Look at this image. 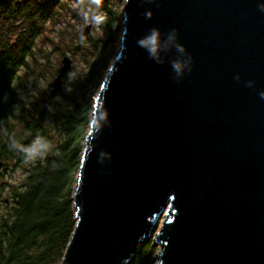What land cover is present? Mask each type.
I'll list each match as a JSON object with an SVG mask.
<instances>
[{
  "label": "water",
  "instance_id": "1",
  "mask_svg": "<svg viewBox=\"0 0 264 264\" xmlns=\"http://www.w3.org/2000/svg\"><path fill=\"white\" fill-rule=\"evenodd\" d=\"M122 17L60 264H127L149 241L156 264H264V0H125Z\"/></svg>",
  "mask_w": 264,
  "mask_h": 264
},
{
  "label": "trees",
  "instance_id": "2",
  "mask_svg": "<svg viewBox=\"0 0 264 264\" xmlns=\"http://www.w3.org/2000/svg\"><path fill=\"white\" fill-rule=\"evenodd\" d=\"M73 1L74 9L68 0H0V159L4 168L11 170L27 164L16 183L0 172V193L8 192V197H0V264H60L76 223L72 200L76 183L72 184L89 128L93 96L111 56L99 78L93 77L104 50L114 45L115 31L110 27L112 20L101 25V36L81 40L75 35L73 43L65 22L71 12L76 17L77 10L87 7L84 0ZM107 3L103 0L102 8H107ZM52 26L61 28L55 38L47 36ZM70 51L88 62L87 70L77 74L80 80L72 82V91L39 90L37 71L40 76L42 66L50 70L55 55L59 58ZM29 77L32 80L26 86L24 79ZM31 88L39 97L28 106L20 91ZM37 135L53 145L44 159L26 162L21 152L10 147L13 140L28 144ZM156 252L151 241L144 242L127 264H155Z\"/></svg>",
  "mask_w": 264,
  "mask_h": 264
},
{
  "label": "rangeland",
  "instance_id": "3",
  "mask_svg": "<svg viewBox=\"0 0 264 264\" xmlns=\"http://www.w3.org/2000/svg\"><path fill=\"white\" fill-rule=\"evenodd\" d=\"M109 3H107V8H102V13L103 15L106 17V22L112 21L113 23L110 24V27L115 31V34L113 36L114 39V45L110 46L108 49L109 51L106 49L104 50L102 56H101V63L100 65L97 67V71L93 77L94 80H97L99 78L100 75V71L103 68L104 63L109 60V57L111 56V59L117 54L118 50H119V45H120V35L122 32V27H123V17H122V10H123V6L125 3V0H108ZM68 3L71 4V7L74 9L76 8V3L73 0H68ZM112 10V13H111ZM77 13H79L76 17L72 15L71 12V16L67 18L68 22H65V24H69V28L67 29V33H69L70 35L73 36L72 41L73 43L76 42L75 35H80L81 36V29L82 27L86 26V25H90V29H89V34L84 37L87 38L88 36H92L94 35L95 37L101 36L102 35V27L101 25L97 24L94 25L91 22V19L89 18L88 21H85L83 19V15H86L87 13L84 12V10H77ZM49 28H51V26L49 25ZM60 26H52V31L49 30L47 31V36L49 35L51 38H55V34L60 30ZM102 39H104V36L102 37ZM110 51L112 52V55L110 53ZM64 56H67L70 60H71V68L68 70V72L66 73V75L63 77V84H62V89L59 92L56 93H62L65 88V86L70 87L71 89L74 88V85L72 84L73 81L79 79L80 80V76H77L78 73H81L83 71H86L88 68V62L86 60H82V58L79 55H73L72 52H67L66 54L60 55L59 58L57 57V55H55L52 59V66L50 67V70H47V68H45L44 66L41 67V75L39 76V70L38 72V76L36 78V83L38 85L39 90H47L50 89L51 87V82L52 80L55 78L56 74L58 73L59 67L62 65V58ZM90 58V57H89ZM110 59V62H111ZM38 64H35V67L38 68ZM57 72H56V69ZM69 71L74 72L76 75L73 76L72 80L69 81L67 74L69 73ZM32 80V77L29 78H25L24 79V83L26 86H30V82ZM48 84H50V86H48ZM98 91V90H97ZM96 91V93H97ZM95 93V95H96ZM95 95L93 97H95ZM39 97V92L36 90H33L32 88L29 89L28 91H26V89H24L23 91H20V98L23 99L25 101V104L30 106L31 102H36L37 98ZM53 99H51L52 101ZM92 117V112L90 113V120ZM83 142H82V147H83ZM26 163H23L21 165H18L15 167V169L11 170V167L9 169L4 168V165L2 166L0 172H4V176H8L11 178V183H16L18 181H20L22 175L23 174V168L26 166ZM11 166V163L10 165ZM8 166V167H9ZM76 175L77 172L75 171V176H74V181H73V186L76 183L75 179H76ZM2 176H0V180H1ZM75 188V187H74ZM74 193V190H73ZM8 197V192L7 190H4L2 193H0V197ZM164 218V215L161 214L158 222H157V227L159 226V224L162 222ZM156 249V251H158V246L155 245L154 247ZM154 261L156 264V258L154 257Z\"/></svg>",
  "mask_w": 264,
  "mask_h": 264
},
{
  "label": "clouds",
  "instance_id": "4",
  "mask_svg": "<svg viewBox=\"0 0 264 264\" xmlns=\"http://www.w3.org/2000/svg\"><path fill=\"white\" fill-rule=\"evenodd\" d=\"M84 3L87 6L84 9V12L87 14L83 15L85 21H88L90 18L94 25H102L106 22V17L102 13L103 0H84ZM151 15V12L146 13L147 18L149 19L151 18ZM175 32L176 30H173V33ZM83 39L84 37L81 35V40ZM137 45L148 53L149 58L157 56L160 47V30L157 28L150 29L145 36L138 39ZM178 50L183 52L184 46L178 45ZM172 67L175 71L180 72L183 70L184 65L182 61H174ZM74 75H76L74 72L69 71L67 74L68 80L71 81ZM64 90L65 92L72 91V89L67 86H65ZM261 96L264 97V93H261ZM10 147L13 150L21 152L23 154V159L26 162L33 163L46 158L48 154L53 151L52 143L46 137L41 135L35 136V138L28 144L13 140ZM55 154H60L59 149H55Z\"/></svg>",
  "mask_w": 264,
  "mask_h": 264
}]
</instances>
